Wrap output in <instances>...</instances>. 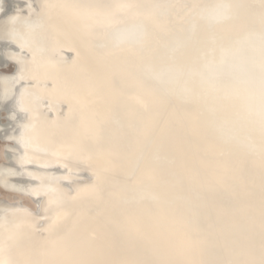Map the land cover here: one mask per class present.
I'll return each mask as SVG.
<instances>
[{"label":"bare ground","instance_id":"6f19581e","mask_svg":"<svg viewBox=\"0 0 264 264\" xmlns=\"http://www.w3.org/2000/svg\"><path fill=\"white\" fill-rule=\"evenodd\" d=\"M260 2L28 0L31 13L18 4L33 21L25 20L30 31H18L22 41L0 43V190L11 195L0 196L9 212L0 210V245H10L0 257L52 251L65 235L45 231L43 217L55 215L45 211L51 191L64 200L67 242L88 259H166L168 244L190 247L193 258L258 259L264 125L251 107L255 94L234 82L205 92L197 71L264 30ZM44 3L105 5L109 15L89 32L67 10L38 16ZM218 5L232 7L208 31ZM7 6L0 0V20ZM129 24L140 27L138 48L109 39L110 29ZM162 66L188 72L186 98L165 95L143 77L144 68ZM12 84L18 106L7 110ZM77 173L88 180L71 192L58 183ZM93 184L95 195H77Z\"/></svg>","mask_w":264,"mask_h":264},{"label":"water","instance_id":"95a60500","mask_svg":"<svg viewBox=\"0 0 264 264\" xmlns=\"http://www.w3.org/2000/svg\"><path fill=\"white\" fill-rule=\"evenodd\" d=\"M8 2L7 14L4 13L3 19L0 20V43L4 41L5 38H11L10 33L13 28L18 33V31L25 32L26 28L24 25L25 20L33 21L32 16L22 18L19 14V11L15 9L18 4H27L29 9L28 0H6ZM214 7V6H211ZM216 8V7H215ZM203 10V9H202ZM23 11H26L23 9ZM217 11L211 10L210 16L207 20V30L211 29V26L219 23L222 18H219L215 15ZM12 13L13 17H19V22L15 25L11 22ZM198 13H201V9H198ZM11 16V17H10ZM28 16V15H27ZM207 16V14H206ZM219 18V19H218ZM218 19V20H217ZM209 21V22H208ZM210 23V24H209ZM109 39L110 41H115V43L120 42L123 44H128L133 47H140L141 44V30L140 27L136 24H129L124 26L114 27L109 30ZM39 43V41H37ZM9 49V48H8ZM10 52V51H8ZM219 59L215 62L208 61L203 64L201 70H198V78L203 81V89L205 92L211 93L217 89L219 82H234L242 88H247L250 91H253L255 94V107L251 103L253 111L261 115V106L259 102L260 96V81H261V65L264 63V30L259 31L258 34H249L248 37L241 42L237 43L236 46L222 51ZM60 58L67 59L69 53L66 52L65 55H59ZM188 74V72H179L173 66H162L159 68H144L142 75L149 81L158 91L168 95L170 92L175 93L177 96L186 98L188 92L182 87V80ZM4 84V83H3ZM2 84V85H3ZM8 84L5 82L3 85L6 87ZM10 86V85H9ZM10 94L8 101L13 102V106L8 107L7 110H10L12 107L16 108L18 106L17 98L14 97V93L18 92L17 85L12 84V88L8 90ZM44 104V103H42ZM41 111L44 115L51 116L52 113L48 110L47 106L41 107ZM115 125V124H114ZM9 165L13 163V159H8ZM4 174V171L0 172V176ZM47 178L53 179L54 177L48 175ZM88 180V176L83 173L75 174L74 178L70 181H58V183L68 192L72 190V184L74 182H84ZM5 206L8 204L0 203V210H4L5 214H8L5 210ZM40 211H34L33 218L36 219V226L40 227L43 223V220L39 218ZM4 214L0 215V221H2Z\"/></svg>","mask_w":264,"mask_h":264},{"label":"snow or ice","instance_id":"6c2138e0","mask_svg":"<svg viewBox=\"0 0 264 264\" xmlns=\"http://www.w3.org/2000/svg\"><path fill=\"white\" fill-rule=\"evenodd\" d=\"M109 6L91 4V3H65V4H50L44 3L40 6L41 11L37 13L38 16L44 17L52 9L67 10L68 13L76 20L80 21L89 32L98 27H102L103 23L101 17H107L109 13L106 9ZM120 7H132L120 6ZM220 11H217L215 15L217 17L227 15V10L232 6L218 5L215 6ZM29 11L31 13L32 7L29 5ZM261 20L264 22V0L260 2ZM11 22L15 25L19 22V17H12ZM25 27L30 31L31 24L29 21L23 22ZM11 38L22 41L21 35H19L13 28L10 33ZM23 47V43H21ZM264 55V53H262ZM23 95V94H22ZM259 102L261 106V122L264 125V63L261 65V81H260V96ZM64 153L62 152L61 155ZM91 166V161H87ZM67 167V165H64ZM94 175L99 176L96 172ZM96 185L86 186L81 189L78 196H92L95 195ZM40 193L37 192V195ZM48 196V208L46 212H55V215H46L43 217L46 221H49L48 228L45 229L50 236L57 235L62 230H65V235L58 236L56 241H53L54 249L52 251L39 250L19 259H6L0 257V264H264V194L261 197V239L259 248V258L249 257L240 260H227V259H204L203 252L200 253L201 258H193L192 249L190 247H182L180 244H168L170 249V255L166 259H140V260H95L85 258L72 244L67 242V236L70 234V229L66 230L65 221L67 213L64 211L63 197L57 198L51 191L46 192ZM76 197H73L75 199ZM187 228V223L184 225ZM46 240L48 238H45ZM61 241H64L63 247H56ZM10 245L5 242L0 245V253H5L9 250Z\"/></svg>","mask_w":264,"mask_h":264},{"label":"rangeland","instance_id":"374dc122","mask_svg":"<svg viewBox=\"0 0 264 264\" xmlns=\"http://www.w3.org/2000/svg\"><path fill=\"white\" fill-rule=\"evenodd\" d=\"M9 69H7V71H8ZM1 149H2V143L0 142V155H1ZM0 161H1V157H0ZM0 196H5V197H9V196H11L10 194H8V193H4L3 191H1L0 190ZM25 203H27V200H25L24 201Z\"/></svg>","mask_w":264,"mask_h":264}]
</instances>
